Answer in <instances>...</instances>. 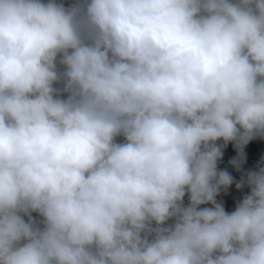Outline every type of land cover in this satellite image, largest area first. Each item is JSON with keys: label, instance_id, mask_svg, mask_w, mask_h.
I'll return each mask as SVG.
<instances>
[{"label": "clouds", "instance_id": "clouds-1", "mask_svg": "<svg viewBox=\"0 0 264 264\" xmlns=\"http://www.w3.org/2000/svg\"><path fill=\"white\" fill-rule=\"evenodd\" d=\"M257 136L264 0H0V264H264Z\"/></svg>", "mask_w": 264, "mask_h": 264}, {"label": "trees", "instance_id": "trees-1", "mask_svg": "<svg viewBox=\"0 0 264 264\" xmlns=\"http://www.w3.org/2000/svg\"><path fill=\"white\" fill-rule=\"evenodd\" d=\"M69 0H60V2H63L65 5L68 3ZM75 0H71V4L74 3ZM122 140V137H121ZM223 144L226 146V144H233L232 148L235 150L234 152H231L233 156L237 153L236 147L233 142H225L223 140H218L217 144ZM264 145V138H261L260 136H257L250 140L246 145H244L243 152H244V162L245 164L240 165L239 170L236 168L229 169L228 166H226L225 162L221 159L217 162V168L218 170H225L227 171L232 177H233V183L227 188H221L219 193L216 196V200L219 203H222L223 207L225 208L226 212H231L234 210L236 203L243 198V196L248 193L249 188L245 185L244 187L237 189L236 183L241 180V178L244 176V174L249 170H256L258 165H260L262 159L264 157L261 155L260 150L257 149L259 146ZM222 150V147H221ZM237 156V154L235 155ZM188 198L187 194L184 197V203L187 204ZM200 207H211L210 204L201 205Z\"/></svg>", "mask_w": 264, "mask_h": 264}, {"label": "rangeland", "instance_id": "rangeland-1", "mask_svg": "<svg viewBox=\"0 0 264 264\" xmlns=\"http://www.w3.org/2000/svg\"><path fill=\"white\" fill-rule=\"evenodd\" d=\"M71 4V0H69L68 1V3L66 4V6L67 5H70ZM117 141L119 142V141H121V137H117ZM230 143V142H229ZM218 145H220L221 147H222V156H221V158H222V160H225L226 162H228L227 164H226V162H225V164H226V166H228V168L229 169H232L233 168V166H232V164L230 163V161L233 159L232 158V156L230 155V154H227L228 153V151H231V148H232V146H233V144L231 145V144H226V146H224L223 144H218ZM262 145V144H261ZM257 149H259L260 150V153H261V155L264 157V145H262V146H259ZM234 157H235V155H234ZM249 192V191H248ZM247 194V193H246ZM245 194V195H246Z\"/></svg>", "mask_w": 264, "mask_h": 264}, {"label": "crops", "instance_id": "crops-1", "mask_svg": "<svg viewBox=\"0 0 264 264\" xmlns=\"http://www.w3.org/2000/svg\"><path fill=\"white\" fill-rule=\"evenodd\" d=\"M236 150H237V149H236ZM234 151H235V150H234L233 148H231V151H228V153H227V154H230L231 152H234ZM236 154H237V153H236ZM236 154H235V155H236ZM230 155L232 156V158H235V157H237V156H235V157H234L232 154H230ZM220 159L222 160V158H220ZM223 161H224V162H226L225 160H223ZM227 163H228V162H226V164H227ZM242 164H245V162L243 161V163H242ZM242 164H241V165H242ZM233 168H235V167H233Z\"/></svg>", "mask_w": 264, "mask_h": 264}, {"label": "built area", "instance_id": "built-area-1", "mask_svg": "<svg viewBox=\"0 0 264 264\" xmlns=\"http://www.w3.org/2000/svg\"><path fill=\"white\" fill-rule=\"evenodd\" d=\"M32 215H33L34 217H36V213H33Z\"/></svg>", "mask_w": 264, "mask_h": 264}]
</instances>
